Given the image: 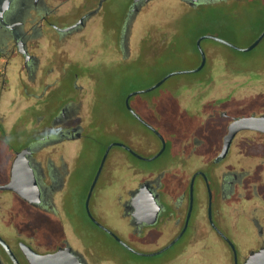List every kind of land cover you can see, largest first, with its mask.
<instances>
[{
  "label": "flooded vegetation",
  "instance_id": "af4514ba",
  "mask_svg": "<svg viewBox=\"0 0 264 264\" xmlns=\"http://www.w3.org/2000/svg\"><path fill=\"white\" fill-rule=\"evenodd\" d=\"M111 1L0 0V264H15L2 240L20 264H32L27 246L39 264H244L264 248V132L241 129L221 152L234 118L264 110L236 114L219 98L198 102L197 89H233L213 81L206 46L194 73H209L185 85L190 99L128 91L106 123L96 90L103 66L131 60L153 9L236 10L264 0H131L106 41L96 32ZM98 130L123 132L128 147L119 145L126 153L114 156L102 184L89 193L93 177L80 193L90 156L78 144ZM249 132L262 143L254 145ZM159 133L165 148L154 159L168 136L178 139L177 152L137 170L138 178L126 176L120 165L134 170L130 156L156 154ZM150 134L159 147L143 155V147L158 146Z\"/></svg>",
  "mask_w": 264,
  "mask_h": 264
},
{
  "label": "rangeland",
  "instance_id": "374dc122",
  "mask_svg": "<svg viewBox=\"0 0 264 264\" xmlns=\"http://www.w3.org/2000/svg\"><path fill=\"white\" fill-rule=\"evenodd\" d=\"M130 2L131 0H112L104 7L99 15L96 34L102 35L106 41L113 39L110 30L122 21L121 18L126 14ZM146 24L147 31L142 40L133 47L131 60L102 68L96 94L103 112H106L108 118L105 120L106 123L112 122L109 113L114 112L115 104L119 103L128 91L148 88L171 71L196 67L200 60L196 40L201 35L221 36L240 47L249 45L264 28V3L260 8L244 6L236 10H232L227 4L201 10L184 5L180 7L176 3H166L165 6L150 11ZM163 33H166L168 40L164 44L158 41L162 39ZM202 46H206L208 50L209 67L215 66V70H212V75L216 73L213 81H228L233 89H197L198 102L208 104L219 98L224 100L221 103L222 107H227L229 112L236 114L264 110V38L257 46L247 51L238 50L212 38H204ZM197 72L173 74L154 89L133 96L158 97L169 94L171 102H177L180 96L190 99L185 85L209 73L206 69ZM195 92L191 91V93ZM127 120V117L122 116V127L127 125ZM245 136H251L254 145L263 141L256 133L249 132ZM128 139L123 132L115 134L114 131L98 130L93 140L85 138L79 142L78 145L82 146L90 156L84 180L78 186L80 193L87 191L96 174L105 146L113 141L125 142ZM149 139L154 145L155 143L158 145L155 136L150 134ZM168 139L169 145L161 156L154 160L130 156V163L135 167V171L127 168L124 163L120 165L121 171L126 176L138 178L140 176L137 170L151 168L162 162L168 153H176L178 139L173 136H168ZM158 147L159 145L155 148L145 146L141 151L143 155H149ZM121 152L126 153L119 145L112 146L97 179L98 185L104 182L105 174L112 165L114 156ZM168 252L169 249L149 257L163 256Z\"/></svg>",
  "mask_w": 264,
  "mask_h": 264
},
{
  "label": "water",
  "instance_id": "95a60500",
  "mask_svg": "<svg viewBox=\"0 0 264 264\" xmlns=\"http://www.w3.org/2000/svg\"><path fill=\"white\" fill-rule=\"evenodd\" d=\"M204 38H212L215 39L219 42H222L224 44H227L233 48H236L238 50H243V51H247V50H251L253 49L255 46H257L261 40L264 38V28L262 29V31L257 35V37L247 46L245 47H240L237 46L236 44L230 42L229 40L221 37V36H217L214 34H203L200 37H198L197 39V48L200 51L201 54V62L197 67L191 68V69H178V70H174L171 71L170 73L166 74L162 79H160L158 82H156L155 84L149 86L148 88L145 89H141V90H134L132 92L129 93V96L135 93H139V92H145V91H149L154 89L155 87L159 86L166 78H168L169 76L173 75V74H179V73H186V72H195L200 70L203 65L205 64L206 61V55L204 52V49L201 45V41ZM241 129H253V130H258L261 132H264V113L263 114H259V115H243V116H239L234 118L229 126H228V133L224 136V143H223V148H222V152H221V156L225 155V153L227 152L229 145L231 143V140L233 139L234 135L236 134L237 131L241 130ZM160 137L162 139V147L161 149L154 155L150 156V157H145L142 155L137 154L139 157L141 158H147V159H154L155 157H157L165 148V139L163 137L162 134H160ZM114 145H121V146H125L128 147L124 142H120V141H114L111 142L105 149V152L101 158L100 164L98 166L97 172L94 176V179L91 183L90 186V190L89 193L92 192V189L97 181V178L101 172V169L105 163L107 154L109 152V149L114 146ZM35 188H36V193H39V189L37 187V185L35 184ZM2 243L4 244L6 250L8 251V253L10 254V256L13 258V261L15 264H20L17 257L15 256L14 252L11 250L10 246L4 241L2 240ZM26 253L27 256L29 258V261L32 264H39V257L37 256V254L30 248L27 246L26 248ZM44 264H46V262L44 261ZM244 264H264V248H260L258 250H254L252 251L249 256L247 257V259L245 260Z\"/></svg>",
  "mask_w": 264,
  "mask_h": 264
}]
</instances>
